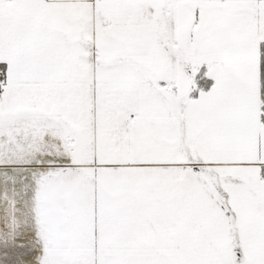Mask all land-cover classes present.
I'll list each match as a JSON object with an SVG mask.
<instances>
[{"label":"snow or ice","instance_id":"obj_1","mask_svg":"<svg viewBox=\"0 0 264 264\" xmlns=\"http://www.w3.org/2000/svg\"><path fill=\"white\" fill-rule=\"evenodd\" d=\"M0 264H264V0H0Z\"/></svg>","mask_w":264,"mask_h":264}]
</instances>
